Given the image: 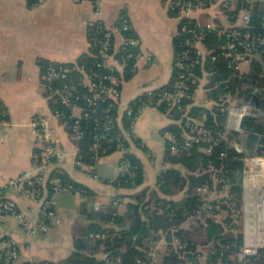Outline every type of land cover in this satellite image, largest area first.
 Wrapping results in <instances>:
<instances>
[{
	"label": "crops",
	"instance_id": "obj_1",
	"mask_svg": "<svg viewBox=\"0 0 264 264\" xmlns=\"http://www.w3.org/2000/svg\"><path fill=\"white\" fill-rule=\"evenodd\" d=\"M170 1L44 0L32 7L30 0H0V109L8 120V124L0 128V202L14 201L29 224L24 228L15 215H0V246L14 242L20 252V263L64 260L75 249V236L83 233L90 223L121 228L104 219L105 213L114 210L126 214L129 203L135 202L136 195L143 191L146 198L154 196V192L168 196L157 184L162 171L178 167L188 172L182 164L166 159V139L171 136L166 128L176 120L155 106L143 110L135 122L134 136L129 139V152L143 164L141 184L119 188L114 183L121 174L125 155L121 149L100 156L93 165L78 163V141L67 122L54 113L52 94L43 79L42 61L75 62L81 55L90 54L89 26L100 20L107 27L115 28L120 13L125 11L138 35L142 54L132 76L122 81V103L166 84L174 69V37L182 17L171 14ZM97 5L99 14L95 11ZM189 14L202 24L214 19L227 22L215 3L194 7ZM114 39L118 49L122 43L121 33L115 31ZM200 48L202 55H206L205 45L200 44ZM245 61L248 66L243 69L241 63ZM239 64L243 72L251 68L248 60ZM206 77L195 90L194 103L211 106L213 100L208 96ZM124 104L119 108V123ZM74 113L81 114V109L74 108ZM36 115L49 116L56 127L55 137L67 153L66 159L52 164L49 172L59 168L89 189L87 194H57V217L46 221L47 229L42 227L44 220L39 202L26 197L22 189L6 187L9 179L37 168L41 141L32 125ZM183 195L180 191L168 197L180 199ZM129 224L130 221H126L125 226ZM93 252L100 257L104 254L102 248Z\"/></svg>",
	"mask_w": 264,
	"mask_h": 264
},
{
	"label": "trees",
	"instance_id": "obj_2",
	"mask_svg": "<svg viewBox=\"0 0 264 264\" xmlns=\"http://www.w3.org/2000/svg\"><path fill=\"white\" fill-rule=\"evenodd\" d=\"M241 5L242 3L238 2V6ZM179 8L177 5L170 7L171 14L180 16ZM227 12L231 16L233 15V11L227 10ZM263 13L264 6L255 5L250 19L251 25L241 30L243 32L249 30L255 34L251 38L253 39L252 47L258 53V57L252 61L251 71L247 73H240L236 70L232 65V57L225 53L224 45L231 40L230 32L233 27L226 28L219 20H215L217 26L209 29L205 22L201 25L196 18L181 17L178 34L174 37L175 59L170 80L153 89L151 93L145 91L131 100L129 103L132 112L128 113L125 109L122 113V121L119 123L118 118L108 133L115 135L123 130H131L135 116L138 115L144 105L155 106L161 111L169 113L176 121L166 128L173 137L166 139V159L173 163L182 164L188 169V172L186 173L178 167L167 168L159 175L157 184L159 190L164 194L172 196L183 191V197L175 199L154 192V196L146 198V192L143 191L136 195L135 202L129 203L126 214H119L114 210L104 214V219L119 225L121 228L115 229L111 226L90 223L83 233L75 236V249L67 258L59 262L48 260L49 263L104 264V260L93 252L102 248L104 252H108L113 257L121 256L122 264H138V258L148 259L146 257L150 248L149 243L163 238L166 247L163 264H184V252L191 254L199 252V245L206 247L209 243L213 244L212 249L214 248L215 253L211 256H217V253H220L225 246H227L225 253H228L232 252L242 242V225L237 224L234 219L238 217L243 202V176L247 168V158L250 155L264 156V116H245L242 121L241 132H227L224 125L227 112L222 107L225 93H236L240 85L247 80L258 86L259 90L256 96L261 102H264V43L257 39L259 34H264ZM117 23H120V19ZM97 24L95 21L89 26L91 53L81 55L75 62L63 63L70 67L81 65L93 78H98L100 73L111 72L110 69L97 64L101 44L94 41L93 37H104V32L97 29ZM124 33L129 37L138 39V35L135 34L132 27ZM198 37L207 48V54L204 56L199 53L198 46L193 45ZM242 38L243 36L234 39L236 51L246 50V47L239 43ZM129 49L134 54L141 51L140 44H130ZM184 54H187L189 58L183 60ZM118 55L120 53H117ZM51 61H42L43 73ZM135 61L134 55L127 59L122 71L113 70L120 78L118 85L120 88H122V81L131 77L136 70ZM181 61L191 63V69L188 71L183 68L180 65ZM57 64L59 63L57 62ZM189 72H191L190 75ZM185 73L188 78L182 76ZM82 76L83 72L75 69L67 77L54 80L51 84L52 88L48 87V89L52 94L53 110L61 112L60 117L67 122L70 132H73L75 117L71 115L72 107L63 103V93L60 90L65 83L71 87L72 100L90 112L89 115L81 119L85 135L78 140V159L82 163L93 165L100 156L119 149L117 141L106 139L101 140L97 150L92 148L94 135L103 132L106 114L117 117L119 107L113 99L99 100L98 104L89 105L83 97L85 93H88V89L81 82ZM204 76H207L208 96L213 100L211 106L199 105L188 98V96L193 97ZM181 81L188 85L186 89L188 96L182 97L181 107H179L171 104V99L166 97V93L175 94L181 88L179 85ZM109 106L111 108L106 112L105 108ZM200 113L206 114L203 126L210 130L211 134L202 137L200 141H194L189 148H185V134L201 135L199 130L192 131L195 123L192 124V122L187 121V116L196 117ZM0 117H5L1 109ZM97 118L100 123H98ZM233 137L237 142L231 141ZM240 142L244 144L243 148L237 146ZM124 143L129 146L128 140H125ZM173 143L179 147L176 152L171 149ZM209 146L212 148L210 152H207L206 148ZM246 151L250 154H247ZM125 156L130 159V172L121 173L117 177L114 183L119 188L134 187L144 181L142 162L130 152L125 153ZM57 176L65 181L81 185L86 189L83 194L88 193V187L71 179L59 168H55L49 174L47 184L50 191L53 187L52 179ZM226 183L229 185V190L224 191L219 199L213 200L212 204L214 209L215 206H218L220 211H227L225 221L228 224L234 221L233 226L239 232L228 230L222 222L215 221L213 218H209L206 223L192 222L184 225L187 217L193 214L203 203L197 188L201 185H209L210 187L217 186L221 190ZM126 221H130L128 227L125 226ZM96 232H103L106 237L92 240L90 234ZM176 238L186 242L185 248H180L175 244Z\"/></svg>",
	"mask_w": 264,
	"mask_h": 264
},
{
	"label": "built area",
	"instance_id": "obj_3",
	"mask_svg": "<svg viewBox=\"0 0 264 264\" xmlns=\"http://www.w3.org/2000/svg\"><path fill=\"white\" fill-rule=\"evenodd\" d=\"M44 0H30L32 7L37 6L42 3ZM96 1V0H94ZM238 2H241L242 5L238 6ZM207 3L218 4L222 13L225 16L226 23H222L226 28L233 27L230 32L231 40L224 45L226 49L227 56L232 57V65L240 73L243 72L240 69V61L248 60L251 62L254 58L258 57V53L254 51L252 47L251 38L254 37L251 31H241L249 27L250 19L252 15V10L255 5L264 6V0H171L170 7L175 5L179 6V13L181 16H190V11L194 7L200 5H206ZM227 10L233 11L231 16ZM96 13H100V7L97 5L95 9ZM120 23L116 24L115 28L107 27L102 21H97V29L104 32L103 38L93 37L94 41L101 44V49L99 51V61L97 64L99 66L106 67L111 70L109 73H100L98 78H93L91 74L86 72V70L81 65H76L70 67L63 64L64 62L51 61L46 67L45 72L43 73V79L47 87L52 88V82L56 79L67 77V75L75 70L79 69L83 72L81 82L87 86L88 93H85L83 97L86 99L89 105L98 104L99 100L113 99L115 103L118 104V107L124 103L121 100V88L118 86L120 83L119 76L114 73L113 70L117 69L122 71L126 65L127 59L135 55L136 61L135 66H138L139 58L141 56V51L134 54L133 51L129 49L130 44L139 45V39L135 37L127 36L124 31L128 30L131 27L130 19L125 12H121L119 15ZM199 23V21H198ZM201 24V23H199ZM263 24H264V13H263ZM202 25V24H201ZM217 26V23L214 20H211L206 23V27L212 29ZM115 31L120 32L122 35V43L117 49L115 46ZM257 38L261 43H264V34H259ZM243 36L239 43H242L245 47V51H236L234 39ZM202 44L201 39L198 37L193 45H197L199 53L202 54L200 48ZM117 53L120 55L117 56ZM187 53V52H186ZM189 56L184 54L183 60L188 59ZM57 62L59 64H57ZM180 65L189 71L192 66L189 62L181 61ZM251 68L249 71H251ZM248 71V72H249ZM191 72H189V75ZM182 76L188 78L185 74ZM180 89L172 94L171 92L166 93V97L171 99L172 105H178L181 107V99L184 96H188L186 89L188 85L181 81L179 83ZM69 84L65 83L61 88L63 93V103L72 107V116L75 117L73 123V134L76 140H80L85 135V129L82 126L81 119L84 116L90 114V112L80 105L77 102H74L71 98V90ZM153 89L147 90L151 93ZM258 86L247 80L242 83L236 93H225L223 98V110L227 112L225 120V130L227 132L232 131H242V121L245 116H264V102H261L257 98ZM191 100H194L193 97L188 96ZM190 104V103H189ZM113 105L112 103L110 104ZM111 106L105 108L106 112L110 110ZM125 109L128 113L132 112L130 103L124 104ZM79 107L81 109V114H75L74 108ZM149 107L144 105L139 111L138 115L135 116V119L132 124L131 130H123L121 133L110 135L108 132L118 121V116H110L106 114L103 124V132H98L94 135V142L92 148L97 150L101 144L102 139L108 141H117L119 149L129 152V146L125 145V140H128L134 135V126L135 122L143 112L144 109ZM57 116H60L61 112L58 110L54 111ZM206 114L200 113L196 117L187 116V121L195 123L193 130H199V136L192 134H185L186 140L184 142V147L189 148L194 141H200L202 137L208 136L211 134L210 130L203 126ZM99 118V117H98ZM97 118V119H98ZM100 119V118H99ZM98 119V120H99ZM97 120V121H98ZM100 123V120L98 121ZM8 124V120L4 117H0V128ZM32 125L38 139L41 141V145L37 152V168L36 170H27L19 175L9 179L6 183L8 188H17L22 189L26 197L29 199L39 202L42 217L44 224L42 225L43 229L48 228V221H53L57 217V194L64 192H77L83 194L86 189L81 185H77L74 182L65 181L61 177L57 176L52 179L53 187L50 191L48 188V179L50 174V167L56 162L64 161L67 157L66 151L61 147L58 140L55 137L56 127L51 123L49 116L47 115H36L32 118ZM172 137V136H170ZM173 138V137H172ZM238 146V144H237ZM178 145L173 143L171 145L172 151L176 152L178 150ZM211 146L207 147V152L211 151ZM79 153V146H77V155ZM248 154V153H247ZM250 169H245L243 176V202L241 206V211L238 214V217L235 218L237 224L242 225L243 239L242 242L235 247L232 252L225 253V248L217 256H211L215 253L213 244L209 243L206 247L198 246L199 252L186 253L184 252V264H264V156H255L250 155ZM78 163H82L77 159ZM130 159L124 155L121 162V173L130 172ZM229 190V185L226 183L223 189L219 190L216 187H210L209 185H201L197 188L198 194H200L203 203L196 209V211L187 217V222H204L206 223L209 218H213L215 221L222 222L223 225L230 231L238 233L239 230L233 226V222L228 224L225 221L227 217V211H220L218 206H214L212 201L219 199L222 193ZM225 213H224V212ZM7 213H11L18 217L21 221V225L24 228H28L29 224L26 220L24 212L18 211L16 203L12 200H2L0 202V215L4 216ZM224 213V214H223ZM47 221V222H46ZM106 234L103 232L91 233L90 238L92 240L98 238H104ZM164 243L163 238L160 240ZM175 244L180 248H185L186 242L181 241L180 239H175ZM236 245V243H235ZM158 246L155 245L152 250H149L147 253L148 259L142 257L138 258V264H154V252H157ZM104 260V264H122L121 256L113 257L108 252L100 257ZM0 264H21L20 263V252L18 247L14 242H9L7 246H0ZM40 264H51L48 260L43 261Z\"/></svg>",
	"mask_w": 264,
	"mask_h": 264
},
{
	"label": "rangeland",
	"instance_id": "obj_4",
	"mask_svg": "<svg viewBox=\"0 0 264 264\" xmlns=\"http://www.w3.org/2000/svg\"><path fill=\"white\" fill-rule=\"evenodd\" d=\"M247 66H248V62L247 61L241 63V68L246 69ZM231 141L237 142L236 139H234V137L231 138ZM238 147L243 148L244 147V144L242 142H240L238 144ZM248 154H250V152ZM250 168H251L250 159L248 157L247 158V169H250ZM160 240L161 239H158V240H155V241L149 243V247H150L149 250H152V248L155 245L158 246V249H157L158 251L157 252H154V264H163V257H164V255L166 253V247H165L164 243L161 242Z\"/></svg>",
	"mask_w": 264,
	"mask_h": 264
},
{
	"label": "water",
	"instance_id": "obj_5",
	"mask_svg": "<svg viewBox=\"0 0 264 264\" xmlns=\"http://www.w3.org/2000/svg\"><path fill=\"white\" fill-rule=\"evenodd\" d=\"M246 153H248V151H246Z\"/></svg>",
	"mask_w": 264,
	"mask_h": 264
}]
</instances>
